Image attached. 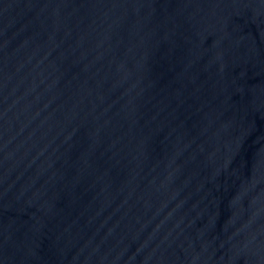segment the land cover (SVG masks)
Instances as JSON below:
<instances>
[{"label":"water","instance_id":"1","mask_svg":"<svg viewBox=\"0 0 264 264\" xmlns=\"http://www.w3.org/2000/svg\"><path fill=\"white\" fill-rule=\"evenodd\" d=\"M0 264H264V0H0Z\"/></svg>","mask_w":264,"mask_h":264}]
</instances>
